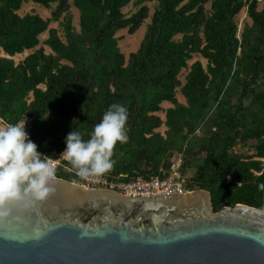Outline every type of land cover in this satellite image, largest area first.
<instances>
[{
  "label": "trees",
  "instance_id": "1",
  "mask_svg": "<svg viewBox=\"0 0 264 264\" xmlns=\"http://www.w3.org/2000/svg\"><path fill=\"white\" fill-rule=\"evenodd\" d=\"M146 1L0 0V124L27 118L37 151L59 160L70 131L87 140L109 105L120 103L128 109V140L115 146L108 180L163 178L181 156V175L194 168L186 188L209 192L214 213L238 204L264 211V0H155L151 16ZM28 3L56 7L46 20L19 16ZM129 4L138 10L127 18ZM242 10L249 22L238 35ZM148 19L137 51L125 59L117 32L134 35ZM50 23L62 27L64 40ZM45 32L49 54L35 50ZM31 50L14 64L15 55ZM193 55L205 68L188 66ZM165 102L172 107L161 120Z\"/></svg>",
  "mask_w": 264,
  "mask_h": 264
},
{
  "label": "water",
  "instance_id": "2",
  "mask_svg": "<svg viewBox=\"0 0 264 264\" xmlns=\"http://www.w3.org/2000/svg\"><path fill=\"white\" fill-rule=\"evenodd\" d=\"M75 183L8 205L0 264H264L262 210L214 213L204 190L132 198Z\"/></svg>",
  "mask_w": 264,
  "mask_h": 264
},
{
  "label": "clouds",
  "instance_id": "3",
  "mask_svg": "<svg viewBox=\"0 0 264 264\" xmlns=\"http://www.w3.org/2000/svg\"><path fill=\"white\" fill-rule=\"evenodd\" d=\"M127 119L126 106L109 105L87 140L78 131L67 134L66 146L60 155L76 170L78 177L102 176L114 166L115 146L128 140ZM53 178L54 170L47 157L41 156L25 131V120L0 128V217L8 215L9 204L25 198L34 202L46 200L54 190ZM259 188L264 189V184Z\"/></svg>",
  "mask_w": 264,
  "mask_h": 264
},
{
  "label": "rangeland",
  "instance_id": "4",
  "mask_svg": "<svg viewBox=\"0 0 264 264\" xmlns=\"http://www.w3.org/2000/svg\"><path fill=\"white\" fill-rule=\"evenodd\" d=\"M184 1L186 2L187 0H184ZM243 1H245V0H243ZM144 4L149 8V11H150L149 15L151 16V14L153 12V8L155 6V0L146 1ZM55 7H56V4H53L51 6V10H46L43 7H41L40 5L28 3V4H23L21 9L18 11L17 14L22 17L26 14L34 13V14H37L41 19L46 20V19L50 18L51 11ZM205 7L208 10L209 4H207ZM260 7H261V3L259 4V8ZM137 10H138V7H133L132 4H129L127 7L122 9V13L125 15V17L129 18ZM70 14L72 17V26L74 27V29L76 31H78L79 30L78 12L74 8H71ZM236 19L238 22V35H239L241 28H242V24L244 22H249L248 19H246L245 10H242ZM148 24H149V19L143 23V25L139 28V30L134 35H128L126 30H122V31L117 32L116 37H119L118 48H119L120 52L124 55L125 59H128V56L131 53H134L137 51L141 41L144 38L146 27ZM48 28L57 30L58 36L61 38V40H64L63 29L61 26H59V24L50 23ZM46 38H47V33L45 32L39 37L40 43H39V46L35 50H37L38 48H42L46 54L51 53V51L43 45V41ZM179 38H180V36L176 37V39H179ZM33 51L34 50L25 51L20 55H15L12 58V61L14 62V64H17V63L21 62L27 55L31 54ZM194 62H200L201 65L203 66V68H205V66H206V61L198 55H193V58L188 62V66H190ZM187 72H188L187 70H183L179 75V80L182 84L185 82V76H186ZM176 99H177L178 103L185 104L184 98L181 96V94L178 91L176 93ZM171 107H172V105L168 102L162 103L161 104L162 111L158 112L156 115L158 117H160L161 120H164V111L168 108H171ZM165 130H166V128L164 126H162L158 129V132L163 134ZM235 151L237 153H242L244 155H249V156L254 155V152L250 149H238L237 148ZM263 164H264V161H263ZM193 173H194V168L192 167V168L186 170L183 175H181V174L180 175L184 181H187L193 175Z\"/></svg>",
  "mask_w": 264,
  "mask_h": 264
},
{
  "label": "built area",
  "instance_id": "5",
  "mask_svg": "<svg viewBox=\"0 0 264 264\" xmlns=\"http://www.w3.org/2000/svg\"><path fill=\"white\" fill-rule=\"evenodd\" d=\"M24 120L25 131L29 135L31 122L27 118H23L20 122ZM64 149L65 147L63 148L62 152L64 151ZM41 156L45 157L44 155ZM48 162L54 170V178H57L56 175L59 172L72 175L74 178L73 181L78 182L75 184L81 185L85 189L113 191L122 196L132 198L179 195L187 194L190 192V190L186 188L185 181L181 178L180 175V169L182 166L181 156L176 157L172 161L169 168V173L165 177H152L149 179L136 178L135 180L129 182L110 181L103 175L99 177H92L89 179H82L76 175V170L72 168L70 163L67 162L61 155L59 160L48 159Z\"/></svg>",
  "mask_w": 264,
  "mask_h": 264
}]
</instances>
